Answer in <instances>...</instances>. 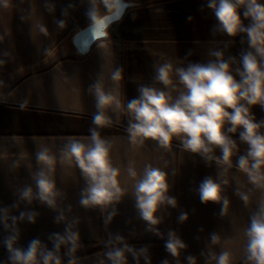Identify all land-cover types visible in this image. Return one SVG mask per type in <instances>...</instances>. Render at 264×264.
<instances>
[{
    "label": "crops",
    "instance_id": "obj_1",
    "mask_svg": "<svg viewBox=\"0 0 264 264\" xmlns=\"http://www.w3.org/2000/svg\"><path fill=\"white\" fill-rule=\"evenodd\" d=\"M206 3L207 0H164L136 4L127 9L122 20L111 25L106 39L98 40L87 54L80 55L72 36L90 23L85 15L89 0H0V210H6L0 211V264H10L4 240L16 230L19 237L14 247L26 248L29 241L38 238L51 250L50 237L53 233L64 234L66 224L79 233V244L85 246L70 255L62 245L64 252L57 253L62 254L61 264H69L70 259L75 264H111L105 254L125 243L137 250L139 264H148V260L150 264L165 260L167 264H188L189 256L195 257L196 264H215L211 254L221 251L231 254L232 264H250L244 230L262 193L235 167L236 159L246 154L248 147L239 140L240 130L228 133L238 149L233 168L224 171L226 166L217 167L215 162L206 165L200 156L185 151L175 138L170 150L152 140L132 144L126 132L129 116L123 109H108L106 114L112 123L97 130L111 142L110 159L120 170L118 180L126 190L122 200L113 206L117 215L108 223L105 220L113 208L102 211L99 207H81L79 200L86 181L74 161L61 164L59 160L60 149L70 140L90 143L96 101L89 86L102 78L105 89L115 93L116 85L110 79L115 67L123 68L124 78L118 90L125 104L138 97L142 85L171 91L173 98L178 96L183 87L177 77L173 76L175 90L154 80L156 67L165 63H171L173 68L207 64L215 60L210 53L220 50L233 70L240 67L241 54L249 50L246 34L230 37L215 30L218 22ZM242 21L249 23L243 16ZM251 113L257 122L264 121L260 105L251 106ZM227 127L230 126L226 125L225 131ZM260 131L264 133V128ZM44 146L57 157L52 177L63 193L57 199V210L35 198L31 203L20 198L26 186L33 189L35 197L34 177L42 167L35 153ZM216 155H220L219 149ZM147 165L169 173V195L178 201L176 208L165 205L160 209L161 223L155 226L159 235L149 231L139 217L132 196L135 178L128 174L132 167L138 178ZM218 174L228 180L223 195L230 204L223 216L219 203H201L197 191L205 177L216 179ZM237 190L250 196L247 206ZM30 211L38 213L35 223L18 219L21 212ZM60 212L66 220L57 224L53 218ZM181 213L188 214L183 223L178 221ZM12 217H17L15 223ZM170 231L187 246L179 257L165 249ZM212 233L219 236L216 244L211 243ZM117 236L123 238V243ZM92 248L96 250L85 253ZM142 248L147 249L143 255L139 253ZM73 255L78 256L70 258ZM127 259L128 264H137L131 254Z\"/></svg>",
    "mask_w": 264,
    "mask_h": 264
},
{
    "label": "clouds",
    "instance_id": "obj_2",
    "mask_svg": "<svg viewBox=\"0 0 264 264\" xmlns=\"http://www.w3.org/2000/svg\"><path fill=\"white\" fill-rule=\"evenodd\" d=\"M129 7L128 0H89V7L85 12L90 21L89 30L101 38H107L108 29L122 20ZM206 7L218 22L215 30L230 37L242 32L246 34L249 50L241 54L240 67L233 70L220 50L210 53L215 60L207 64L190 63L187 67L173 68L171 63H165L156 67L154 80L166 89L175 90L173 76L177 77L179 85L183 87L178 96L173 98L171 91L142 85L138 88V97L127 100L126 104L120 99L118 90L124 78L123 68L115 67L110 73V79L117 88L115 93L105 89L102 78L89 86V92L96 101V112L91 121L93 127L89 128L90 143L70 140L60 149L59 160L61 164L66 160L74 161L86 181L79 200L81 207H99L102 211L113 208L105 220L108 223L117 215L113 206L126 194L118 180L120 170L113 166L110 159L111 142L102 138L97 130L112 123L106 114L108 109H123L129 116L126 132L132 144L142 145L146 140H152L160 148L170 150L175 138L185 151L200 156L206 165L211 166L215 162L217 167L226 166L224 171L233 168V157L238 149L236 141L228 133L240 130L239 140L248 147L246 154L236 159L235 167L246 175L249 184L262 193L244 230L247 238L245 250L250 264H264V133L260 131L264 128V121L257 122L251 113V106L260 105L264 108V2L207 0ZM242 16L249 21L247 25L243 23ZM187 19L190 21L192 17ZM59 24L63 27V21ZM231 59L233 63L236 62L235 57ZM233 71L236 75H233ZM226 125L230 127L225 131ZM217 149L220 155H216ZM35 158L42 166L34 177L37 192L34 197L33 189L26 186L20 192V198L28 203L35 198L57 210V199L63 195L52 177L57 157L50 154V149L44 146L36 151ZM128 174L135 178L132 196L139 217L149 226V231L159 235L155 226L161 223L162 218L158 215L160 209L165 205L172 208L178 206L177 199L169 195V173L147 165L138 178L132 167L128 168ZM172 174L175 175V171ZM227 184L228 180L218 174L216 179L205 177L197 189L201 203L221 205V216L226 214L230 204L223 195L224 185ZM236 194L245 206L249 204L250 196L247 193L237 190ZM37 215L32 211L21 212L18 219L35 223ZM53 219L59 224L66 217L60 212ZM12 220L15 223L17 217H12ZM187 220V213L178 216L181 223ZM5 227H8L6 217ZM18 237L19 231L16 230L4 240L10 264H61L57 253L62 245L67 246L70 255L75 254L80 247L79 233L72 230L71 224H66L64 234H52L51 250L42 245L38 238L29 241L26 248L14 247ZM116 239L123 243L122 237L117 236ZM210 240L212 244H216L219 236L212 233ZM164 246L173 257H179L181 250L187 247L172 231ZM146 252V248L139 250L141 255ZM127 254H131L139 264L137 250L126 243L105 255L111 264H128ZM187 259L188 264H196L195 257L189 256ZM211 259L215 260V264H232L231 254L227 251L213 253ZM69 264H75V260L70 259ZM162 264H167V261Z\"/></svg>",
    "mask_w": 264,
    "mask_h": 264
},
{
    "label": "water",
    "instance_id": "obj_3",
    "mask_svg": "<svg viewBox=\"0 0 264 264\" xmlns=\"http://www.w3.org/2000/svg\"><path fill=\"white\" fill-rule=\"evenodd\" d=\"M128 2L130 4V7L138 4L133 1H128ZM101 39H106V38H101L97 36L94 31L89 30V27L87 25L83 28H80L78 31H76L73 34L72 44L80 55H85L90 51L94 43Z\"/></svg>",
    "mask_w": 264,
    "mask_h": 264
},
{
    "label": "trees",
    "instance_id": "obj_4",
    "mask_svg": "<svg viewBox=\"0 0 264 264\" xmlns=\"http://www.w3.org/2000/svg\"><path fill=\"white\" fill-rule=\"evenodd\" d=\"M161 1H164V0H143V1L142 0L141 1L138 0V4H142V3L153 4V3H157V2H161ZM63 246H65V245H63ZM83 246H85V245L84 244H80V247H83ZM65 247H67V246H65ZM99 248H101V247H99ZM95 250H96V248H92L90 251L85 252V253L87 254V253H90V252L95 251ZM75 256H78V255L70 256V258H73Z\"/></svg>",
    "mask_w": 264,
    "mask_h": 264
},
{
    "label": "rangeland",
    "instance_id": "obj_5",
    "mask_svg": "<svg viewBox=\"0 0 264 264\" xmlns=\"http://www.w3.org/2000/svg\"><path fill=\"white\" fill-rule=\"evenodd\" d=\"M136 2H137V1H136ZM137 3H138V2H137ZM61 249H64V248H63V247H60V249H59V251H60V252L58 251L59 253H62V252H64V251H63V250H61ZM65 249H66V247H65ZM66 253H67V252H66ZM57 255H58V254H57ZM61 255H62V254H60V255H58V256H59V257H61Z\"/></svg>",
    "mask_w": 264,
    "mask_h": 264
}]
</instances>
